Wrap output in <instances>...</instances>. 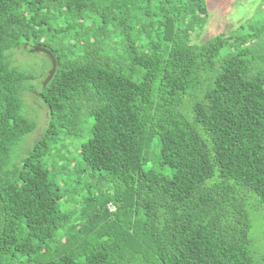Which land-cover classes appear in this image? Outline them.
I'll list each match as a JSON object with an SVG mask.
<instances>
[{
    "label": "trees",
    "instance_id": "trees-1",
    "mask_svg": "<svg viewBox=\"0 0 264 264\" xmlns=\"http://www.w3.org/2000/svg\"><path fill=\"white\" fill-rule=\"evenodd\" d=\"M207 15L204 0H0V264H257L264 26L197 43ZM26 42L57 69L24 148Z\"/></svg>",
    "mask_w": 264,
    "mask_h": 264
},
{
    "label": "rangeland",
    "instance_id": "rangeland-1",
    "mask_svg": "<svg viewBox=\"0 0 264 264\" xmlns=\"http://www.w3.org/2000/svg\"><path fill=\"white\" fill-rule=\"evenodd\" d=\"M208 10L202 28H197L192 34V40L197 43H203L222 33L238 36L247 34L254 29L264 26V0H204ZM243 25V27H241ZM252 27L254 29H252ZM264 40V33L260 37ZM35 44V43H31ZM249 44V43H248ZM228 49H223L221 56L226 54ZM15 63L23 70L32 74V79L27 81V85L33 88V91H25L23 98L27 114L38 122V127L32 133L25 137L23 147L25 148L33 139L43 131L48 115L43 100L37 95L43 86L44 80L51 67L50 59L45 52L32 51L30 46L17 48L14 50ZM87 139V134H83L77 139H72L77 146ZM72 154L76 153L75 146L69 145ZM71 154V155H72ZM77 175V174H76ZM82 185L94 181L91 177L83 174L79 177ZM103 189H108L107 185ZM72 207L70 204L68 205ZM252 211V232L254 240L255 257L257 264H264L261 256L264 254V208L256 205Z\"/></svg>",
    "mask_w": 264,
    "mask_h": 264
},
{
    "label": "water",
    "instance_id": "water-1",
    "mask_svg": "<svg viewBox=\"0 0 264 264\" xmlns=\"http://www.w3.org/2000/svg\"><path fill=\"white\" fill-rule=\"evenodd\" d=\"M28 46H30V49L32 51H42V52H45L51 58L52 66L49 69L48 74H47V76H46V78L44 80V83H43V86H46L50 82V80L53 78V76H54V74L56 72V69H57V58L53 54V52L49 48H47L46 46H42V45H39V44H31V45H29L28 42L24 43V47H28ZM37 95L38 96H41V93L38 92Z\"/></svg>",
    "mask_w": 264,
    "mask_h": 264
}]
</instances>
